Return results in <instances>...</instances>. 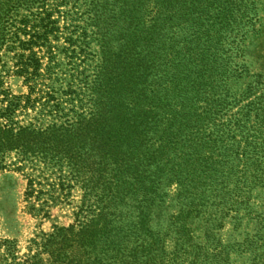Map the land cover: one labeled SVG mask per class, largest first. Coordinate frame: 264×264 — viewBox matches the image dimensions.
<instances>
[{
	"label": "trees",
	"instance_id": "16d2710c",
	"mask_svg": "<svg viewBox=\"0 0 264 264\" xmlns=\"http://www.w3.org/2000/svg\"><path fill=\"white\" fill-rule=\"evenodd\" d=\"M54 1L65 4L64 0ZM82 1L88 7L84 25L65 29L66 41L79 43L67 58L72 77H76L66 90L59 92L52 87L32 99L36 94L33 83L42 78L41 59L32 50L47 48L62 28L51 20L50 13H44L42 17L36 15L32 25L26 18L20 20V27L14 29L15 21L11 22L9 15L22 1L10 5L12 0H0V63L2 53L20 50L15 55L13 75L28 87L27 95H13L2 89L0 78V150H16L25 160L39 157L45 168L57 167L60 175V170L67 168L69 181L81 184L85 197L92 201L83 203L85 212L81 215L85 217L78 221L77 232L94 225L88 218L123 227L124 222L116 216L127 213L124 200L130 201L129 210L138 221L140 217L150 219L151 202L155 205L166 196L163 189L177 185L179 210L168 227L156 230L146 225L148 220L143 226L137 221L132 227L146 228L138 230L148 234L147 240L138 239L137 247L127 255L115 251L110 263L102 261V256L93 259L96 264H132L134 259L136 263L155 264L158 247L161 249L167 238L175 249L182 250L187 219H199L203 201L226 196L215 176L218 167L230 164L235 151L222 141L224 129L214 128L205 135L200 120L210 122L220 116L230 104L226 93H219L220 84L228 86L233 78L248 71L239 45L247 34L245 29L254 31L251 21L255 9L239 5L247 0H216L205 5L204 11H197L198 6L193 5L190 13L182 0ZM26 2L32 8L43 6L47 0ZM158 5L169 6L164 23L158 20ZM20 34L29 40L21 41ZM14 39L19 49L9 48ZM93 43L98 48L96 55L87 53ZM25 51H29L27 56ZM81 53L84 55L79 56ZM50 65L47 63L45 76L54 78L52 85L57 84L60 80L50 73ZM262 88L264 76L258 75L245 95L254 96ZM261 99L264 103V94ZM41 100L39 117L20 125L16 118L34 111ZM40 117L49 118L48 123L45 125ZM260 129L264 130V125ZM199 135L205 141L200 154ZM252 138L255 143H248L251 151L242 155L247 156L254 183L264 187V132ZM28 187L33 196L31 182ZM92 193L95 195L90 199ZM262 222L264 230V218ZM63 239L58 232L49 236L41 252L57 249L48 255L55 258L54 262L60 261ZM24 264H42V259L35 255Z\"/></svg>",
	"mask_w": 264,
	"mask_h": 264
},
{
	"label": "rangeland",
	"instance_id": "374dc122",
	"mask_svg": "<svg viewBox=\"0 0 264 264\" xmlns=\"http://www.w3.org/2000/svg\"><path fill=\"white\" fill-rule=\"evenodd\" d=\"M12 1L10 5H16V0ZM21 1L17 10L9 15L11 22L15 21L14 29L20 27L18 25L20 20L26 18L32 25L34 17L36 15L42 17L44 13H50L51 20L56 21L57 25L62 28L61 33L57 35L58 38L51 39L46 44L49 49L34 47L32 50L36 57L41 59L42 64L40 70L42 78H37L33 83L36 94L32 96V99L39 98L52 87L62 92L66 90L67 84L76 77H72L73 71L70 69L71 65L67 58L72 55V50L79 46V43L72 45L66 41L68 31L65 29L74 24L84 25L88 18V7L82 0H64L65 4L63 5H60L58 1L47 0L43 6L35 5L32 8H30L31 5H26L28 0ZM215 1L182 0V5H185L190 13L193 5L198 6L197 11H204L205 9L202 8L205 5H212ZM244 2L239 5H250L255 9L251 21L254 23V31L245 29L247 34L239 45L245 55L248 71L242 73L241 77L238 75L237 78H233L228 86L222 87L223 85L220 84L219 93H226L228 102H230L220 116H215L210 122L207 119L200 120L205 135L214 132V128L224 129L225 135L222 137V141L225 145L232 146L235 151L230 164L218 167L215 176L217 185L220 184L224 187L222 192L226 196L203 201L205 206L199 219H187L184 227L185 244L182 250L175 249L173 242L167 238L161 249L158 247L159 250L156 252L158 258L155 264L264 263V230L261 228L264 218V187L254 183L252 168L246 161L247 156L242 155L243 152L251 151L252 146L248 143H255L251 141L252 137H259L264 132L260 129L264 125V103L262 99L259 100L264 94V88L257 90V93L249 98L245 95L246 89L254 77L264 76V0ZM158 6L160 7V12L157 13L158 20L164 23L168 17L169 6ZM149 7L152 9L153 5L150 4ZM193 16V14L190 15L188 20H191ZM202 18L205 19L204 15ZM18 36L21 41L29 40V36L23 37L21 34ZM10 47L19 49L18 42L14 39L9 43ZM97 50L98 48L93 43L90 44L87 53L91 52L96 55ZM20 53V50H12L9 53L1 54L2 89L10 90L13 95L28 94V87L23 84V79L13 75L15 55ZM28 54L29 51L24 52L25 56ZM81 55L84 54L81 53L79 56ZM88 58L92 59V57ZM77 59L83 60V58ZM49 62L51 63L50 73L60 80L57 84L52 85L54 78L49 80L45 76L46 66ZM88 65L92 64L89 62ZM85 67L82 65L81 69H85ZM91 71L88 74L92 75ZM41 103L43 100L35 104L34 111H27V115L20 114L16 121L20 125H26L34 118H38L41 112ZM40 118L45 125L49 121V118L46 120ZM196 141L200 143V154L201 146L205 141L202 140L201 135L199 138L197 137ZM40 161L39 157L25 160L16 150H0V264H24L35 255L42 259V264H96V259L93 260L94 256H102V261L110 263L115 251L120 250L121 253L127 255L137 247L138 239H148V234L138 230L140 228L143 231L146 228L132 227L138 220L132 209L129 210V200L123 202L127 206H125L127 213L123 207L121 210L125 213L122 212L116 216L119 221L124 222L123 227L115 223L107 225L97 219L88 218L91 223L97 226L84 227L81 232H77L78 221H84L81 218L85 217L83 214L81 215V211L85 212L83 203L89 201V196L85 197L81 184L69 181L66 176L67 168H62L60 175L57 167L45 168ZM61 176L65 177L62 179ZM30 182L32 183L31 190L33 192L31 193L33 196L29 195ZM163 191L166 196L158 199L155 205L151 202L153 206L151 207V218L140 217L138 226H143L148 220L146 225L149 228L159 230L168 227L173 221L177 210H179L175 200L177 185H171ZM94 195L92 193L90 199H93ZM219 201L220 203H218ZM258 221L262 224H259ZM62 229H67V232H63ZM57 232L60 237H64L68 241L62 240L60 248L62 256H60V261L54 262L55 258L51 259L48 254L57 251V249L51 248V252L48 254L41 251L49 236L55 235ZM139 235L141 236L139 237ZM171 237H174L173 234ZM55 241L58 242V238ZM191 243L194 245L190 246ZM64 255H69L70 258L65 259ZM132 262V264H148L136 263L135 259Z\"/></svg>",
	"mask_w": 264,
	"mask_h": 264
}]
</instances>
